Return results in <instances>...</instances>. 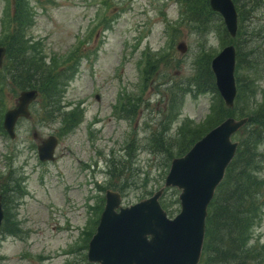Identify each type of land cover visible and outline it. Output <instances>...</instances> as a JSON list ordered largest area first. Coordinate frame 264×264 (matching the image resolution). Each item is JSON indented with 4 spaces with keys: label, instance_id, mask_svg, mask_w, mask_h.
I'll list each match as a JSON object with an SVG mask.
<instances>
[{
    "label": "rangeland",
    "instance_id": "1",
    "mask_svg": "<svg viewBox=\"0 0 264 264\" xmlns=\"http://www.w3.org/2000/svg\"><path fill=\"white\" fill-rule=\"evenodd\" d=\"M5 1L0 46L14 28ZM28 5V47L16 48L13 58L7 50L0 67V128L20 93L34 89H23L27 79L17 74L16 64L30 65L29 79L48 75L50 81L46 89L36 88L30 117L19 120L16 137L0 129V190L6 191L9 218L0 229V264H97L87 254L106 190L121 191L122 204L129 206L165 185L173 158L220 115L224 99L211 62L230 44L237 51L238 93L229 116L253 119L233 139L241 143L254 130V174L264 182V0L235 1L238 32L232 37L227 31L226 38L221 14L206 21L191 17L200 0ZM51 135L58 138L56 157L41 161L38 147ZM259 190L248 241L255 251L247 264H264V189ZM179 195L178 188L167 187L161 197L169 216L181 210Z\"/></svg>",
    "mask_w": 264,
    "mask_h": 264
},
{
    "label": "water",
    "instance_id": "2",
    "mask_svg": "<svg viewBox=\"0 0 264 264\" xmlns=\"http://www.w3.org/2000/svg\"><path fill=\"white\" fill-rule=\"evenodd\" d=\"M221 13L232 36L238 29L234 0H210ZM185 51L184 45H180ZM6 47L0 46V66ZM212 70L217 88L229 107L237 95L235 77L236 48L224 47L213 59ZM38 90H24L16 106L7 110L4 128L16 136L21 117H30V104ZM249 117H228L195 142L191 149L172 160L165 185L152 196L129 206L122 204L119 191H106V204L96 232L88 247V260L97 264H199L206 237L208 207L226 169L233 160L239 142L232 136L248 122ZM58 140L51 136L39 145L42 160H54ZM180 189L181 210L170 217L160 202L166 187ZM5 217L0 195V229Z\"/></svg>",
    "mask_w": 264,
    "mask_h": 264
},
{
    "label": "trees",
    "instance_id": "3",
    "mask_svg": "<svg viewBox=\"0 0 264 264\" xmlns=\"http://www.w3.org/2000/svg\"><path fill=\"white\" fill-rule=\"evenodd\" d=\"M9 1L6 0L5 2L8 5V9L10 7L13 9L11 19L14 28L11 29L10 33H8V35L5 37L6 44L4 43V45L7 46L10 56L13 58L12 53L16 48L23 49L24 47H28L26 40V27L29 17L27 12V9L29 10V5L28 0ZM235 1L237 2V0ZM190 12L191 17L194 20L198 19L201 21H206L209 17L215 20V16L219 15L218 12L212 9L210 0H200L199 8H195ZM30 17H32L33 21V15H30ZM32 21L30 22V25H32ZM227 31V29H224L225 38L228 34ZM21 45H24V47ZM239 59L240 54L238 58V64L240 66L241 62ZM208 60L210 64L211 58H208ZM35 65L38 66L37 61ZM31 69L32 68H30L28 63L24 65L16 64L17 74L25 77L24 79H27V85L25 83L21 86L24 87L23 89L32 87L44 89L47 86V81H50V77L47 75L44 78L40 76L39 78L33 80L29 79ZM43 75H46L45 71ZM210 77L213 78L211 71H209V75L206 80L208 79V81H210ZM242 93H239V97ZM239 97L238 100H240ZM234 110H231L225 105L224 101H221L220 115H218V119L212 123L214 125H212L207 130V132L214 126L218 125L226 117L232 115ZM243 116L248 115L243 114ZM248 117H250L249 120H253L251 116ZM257 118L262 120L260 117ZM261 125H264V122ZM2 126L0 129H3ZM202 126L205 127L208 125L199 126L203 130ZM252 131L248 132L247 139L241 141L237 154L227 169L225 179L217 189L219 194L215 196L209 206L206 238L200 264H247L248 258L251 256L252 252L255 251V249L250 247L248 241L250 240V229L253 226V220L259 213V202L256 200V198L258 195L263 193V190L258 191V189H264V182L260 180L256 174H254L257 172L256 157H258V153L256 154L255 148L253 146ZM203 135L204 134L198 133L194 135L191 140L192 145ZM192 145H190L185 151L187 152ZM242 146L245 147L244 150H242ZM185 151L184 153H186ZM0 192L3 194L6 191L3 192L0 190ZM5 218L6 219L4 221L7 223L9 218L6 216Z\"/></svg>",
    "mask_w": 264,
    "mask_h": 264
}]
</instances>
